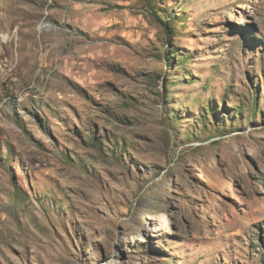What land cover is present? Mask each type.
Returning a JSON list of instances; mask_svg holds the SVG:
<instances>
[{
  "label": "rangeland",
  "instance_id": "374dc122",
  "mask_svg": "<svg viewBox=\"0 0 264 264\" xmlns=\"http://www.w3.org/2000/svg\"><path fill=\"white\" fill-rule=\"evenodd\" d=\"M0 101V264H264V0H0Z\"/></svg>",
  "mask_w": 264,
  "mask_h": 264
},
{
  "label": "bare ground",
  "instance_id": "6f19581e",
  "mask_svg": "<svg viewBox=\"0 0 264 264\" xmlns=\"http://www.w3.org/2000/svg\"><path fill=\"white\" fill-rule=\"evenodd\" d=\"M6 102H7V101H6ZM2 106H3V102L0 101V109L2 108Z\"/></svg>",
  "mask_w": 264,
  "mask_h": 264
},
{
  "label": "trees",
  "instance_id": "16d2710c",
  "mask_svg": "<svg viewBox=\"0 0 264 264\" xmlns=\"http://www.w3.org/2000/svg\"><path fill=\"white\" fill-rule=\"evenodd\" d=\"M166 55H168V52H166ZM166 59V58H165ZM168 59V58H167ZM168 61V60H167Z\"/></svg>",
  "mask_w": 264,
  "mask_h": 264
}]
</instances>
